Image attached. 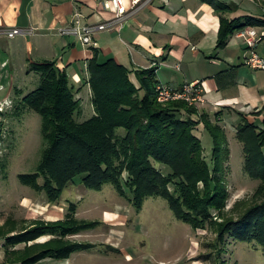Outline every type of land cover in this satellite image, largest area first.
<instances>
[{"label": "trees", "instance_id": "16d2710c", "mask_svg": "<svg viewBox=\"0 0 264 264\" xmlns=\"http://www.w3.org/2000/svg\"><path fill=\"white\" fill-rule=\"evenodd\" d=\"M202 1L221 17L218 49L225 47L237 31L264 26V18L230 19L227 15L238 9L233 3ZM31 70L41 76V83L20 102L23 109L42 116L47 145L36 172L19 175L23 185L44 193L50 204L60 202L65 189L79 176L91 190L101 191L112 184L122 196L129 195L137 208L147 198H164L176 215L195 229L212 226L219 239L230 237L257 243L264 250V121L259 126L238 113L241 121L236 138L243 144L244 170L260 184L251 201L236 202L228 214L230 195L223 178L231 153L219 113L215 120L208 114L193 120L199 115V106L158 101L160 83L155 70L139 72L141 87L137 88L129 70L114 59L102 62L95 50L88 62L95 115L78 123L75 115L81 109V101L76 98L67 71L61 70L57 62L36 64ZM200 124L213 139L210 161L202 139L195 133ZM69 211L63 220L39 219L21 229L17 228V221L8 219L0 227V239L10 248L25 246L9 253L15 263L66 261L76 252L90 250L92 245L71 238L94 228L96 223L78 220L75 204H70ZM214 211L222 222L214 220ZM44 237L51 238L38 242Z\"/></svg>", "mask_w": 264, "mask_h": 264}, {"label": "crops", "instance_id": "0c3cea01", "mask_svg": "<svg viewBox=\"0 0 264 264\" xmlns=\"http://www.w3.org/2000/svg\"><path fill=\"white\" fill-rule=\"evenodd\" d=\"M141 1V9L121 30L100 32L92 45L84 46L75 37H62L59 30L68 26L77 12L89 22L99 21L95 2L0 0V106L11 102L13 93L23 97L24 90L20 89L33 91L40 85L41 76L31 70L34 65L57 62L61 70L67 71L72 85L80 89L81 110L86 100L90 102L92 118L95 110L88 83V62L97 50L102 62L114 59L129 70L130 79L137 88L141 87L138 73L150 69L156 71L159 83L165 86L182 88L201 82L205 88V103L199 105V115L192 117L195 121L200 114H208L215 120L219 113L220 125L227 134L233 131L236 135L241 121L238 113H241L261 126L264 92L260 94L259 91L261 86L264 89V78L260 80L257 72L249 79L244 59L247 45L239 37V31L225 47L218 49L221 17L209 3L202 0ZM221 1L238 7L227 15L230 19L264 18L263 0ZM126 3L130 6L131 0ZM14 28L24 30L26 35L9 38L5 32ZM257 51L264 59V41ZM204 131V125L200 124L195 133L202 139ZM49 238H41L38 242ZM22 248L24 246L10 248L0 239V264H19L9 253Z\"/></svg>", "mask_w": 264, "mask_h": 264}, {"label": "rangeland", "instance_id": "374dc122", "mask_svg": "<svg viewBox=\"0 0 264 264\" xmlns=\"http://www.w3.org/2000/svg\"><path fill=\"white\" fill-rule=\"evenodd\" d=\"M244 41L242 39L245 45ZM248 68L249 79L257 72L260 80L264 78L262 70ZM262 88L260 94L264 92ZM75 89L79 99L78 96L82 97L80 89ZM20 90H24L23 97L32 92L26 88ZM23 97L13 93L12 101L0 106V226L8 219L17 221L19 229L37 219L63 220L70 212V204L77 206L78 220L96 223L94 228L71 238L77 243L92 245L90 250L76 252L66 261L46 259L44 264H264L261 245L230 237L219 239L217 229L212 226L197 230L182 221L164 198H147L142 207L137 208L129 195L122 196L112 184L101 191L91 190L79 176L65 189L60 202L50 204L44 193L23 185L19 178L20 174L36 172L47 145L43 118L36 111L22 108ZM90 106L86 100L83 109L76 113L78 123L90 119ZM230 133L231 154L223 178L230 195L228 214L236 202L251 201L260 184L245 172L243 144L233 131ZM202 143L210 161L214 143L208 131L203 132ZM127 177L125 172L124 178ZM213 217L222 222L216 211Z\"/></svg>", "mask_w": 264, "mask_h": 264}, {"label": "built area", "instance_id": "2783aa9c", "mask_svg": "<svg viewBox=\"0 0 264 264\" xmlns=\"http://www.w3.org/2000/svg\"><path fill=\"white\" fill-rule=\"evenodd\" d=\"M83 1V0H82ZM97 4L99 9V21L89 22L87 17L81 12L74 15L71 23L60 29L59 33L63 36L75 37L84 46H90L94 42V37L100 32L110 29H122L124 23L130 20L140 9L141 0H131L130 6L127 0H88ZM104 15H109L105 18ZM87 20V22L85 21ZM31 33V32H29ZM9 38L26 35V32L20 28H14L6 31ZM239 37L246 42L247 49L244 56L246 65L254 70L264 71V59L256 52V47L264 41V26L247 27L238 33ZM205 88L201 82H194L184 85L182 88H175L160 84L157 88L158 101L160 103H169L173 101H183L189 106H199L205 103Z\"/></svg>", "mask_w": 264, "mask_h": 264}]
</instances>
